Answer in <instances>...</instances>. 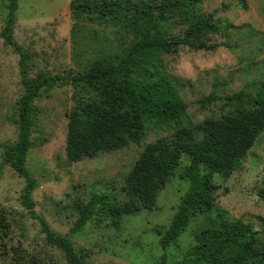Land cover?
<instances>
[{
  "label": "rangeland",
  "instance_id": "obj_1",
  "mask_svg": "<svg viewBox=\"0 0 264 264\" xmlns=\"http://www.w3.org/2000/svg\"><path fill=\"white\" fill-rule=\"evenodd\" d=\"M72 0H16L13 37L28 53L27 74L55 77L32 103L30 147L26 167L36 178L31 192L35 213L56 234L67 235L77 254H86L84 264H197L187 262V250L195 244V233L206 216L222 212L228 219L249 223L264 236V200L257 192L264 187V131L229 175L213 173L218 184L214 207L195 214L186 228L165 248L160 245L177 206L187 189L180 177L189 163L182 157L153 208L127 216L113 226L103 215L71 232L78 212L76 202H86L92 193L123 198V175L138 158L144 145L170 130H148L145 138L92 158L69 162L65 158L67 114L74 104L73 76L99 49L109 29L85 25L89 44L77 58L72 47L74 19ZM10 0H0V32L6 23ZM202 9L220 17L222 33L213 35L218 46L192 50L179 46L162 54L165 69L176 77L178 95L186 105L188 121L195 123L232 109L225 97L244 90L251 97L263 94L264 102V0H201ZM19 55L0 36V215L9 227L0 231V264H68L63 252L45 239L37 218L22 206L24 179L3 163V144L18 135L20 83ZM217 98L202 107L200 99ZM247 99V98H246ZM252 101V100H250Z\"/></svg>",
  "mask_w": 264,
  "mask_h": 264
},
{
  "label": "trees",
  "instance_id": "obj_2",
  "mask_svg": "<svg viewBox=\"0 0 264 264\" xmlns=\"http://www.w3.org/2000/svg\"><path fill=\"white\" fill-rule=\"evenodd\" d=\"M200 1L70 2L74 19L72 47L77 58L93 44L87 40L85 25L109 29L112 37L104 35L107 46L87 57L82 69L73 76L74 104L67 114L66 160L76 162L138 143L148 130H170L168 135L147 142L123 175L122 199L114 194L92 193L86 202L75 203L78 215L72 233L101 214L117 226L125 217L153 208L159 191L185 156L189 163L182 167L180 177L188 185L161 236L160 245L165 248L195 214L207 215L214 207L219 186L213 173L229 176L264 131L263 94L253 98L244 90L225 97L232 104L227 112L195 123L188 121L186 105L176 89L179 82L166 71L162 54L175 52L179 46L192 50H212L218 46L212 37L222 33L220 17L215 16V11H204ZM15 8L16 0H10L0 36L19 55L23 91L17 107V140L2 145V162L24 179L20 202L38 219L46 241L63 252L68 264H84L86 254H77L70 238L52 231L34 211L31 192L37 181L25 164L30 147L32 103L55 77L27 74L29 55L13 37ZM216 98L214 94L206 95L200 104L205 107ZM257 195L264 200V187ZM8 227L5 217L0 215V231ZM186 255L188 263L264 264V236L260 237L249 223L228 219L217 212L205 217L195 233V244Z\"/></svg>",
  "mask_w": 264,
  "mask_h": 264
}]
</instances>
